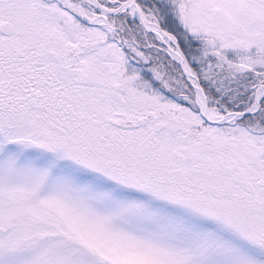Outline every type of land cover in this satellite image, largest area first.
<instances>
[{
  "label": "snow or ice",
  "instance_id": "1",
  "mask_svg": "<svg viewBox=\"0 0 264 264\" xmlns=\"http://www.w3.org/2000/svg\"><path fill=\"white\" fill-rule=\"evenodd\" d=\"M0 264H264V0H0Z\"/></svg>",
  "mask_w": 264,
  "mask_h": 264
}]
</instances>
